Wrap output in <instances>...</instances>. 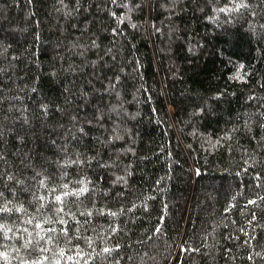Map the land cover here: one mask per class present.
Masks as SVG:
<instances>
[{
	"label": "trees",
	"instance_id": "obj_1",
	"mask_svg": "<svg viewBox=\"0 0 264 264\" xmlns=\"http://www.w3.org/2000/svg\"><path fill=\"white\" fill-rule=\"evenodd\" d=\"M239 2L0 0V192L25 209L0 264H264V0Z\"/></svg>",
	"mask_w": 264,
	"mask_h": 264
},
{
	"label": "snow or ice",
	"instance_id": "obj_2",
	"mask_svg": "<svg viewBox=\"0 0 264 264\" xmlns=\"http://www.w3.org/2000/svg\"><path fill=\"white\" fill-rule=\"evenodd\" d=\"M235 2H236V0H233V3H235ZM246 6L247 5L244 3V0H240V2L238 4H236V8L235 9L222 8V9H220V11H232V10L239 11V9L241 7H246ZM9 179H11V177H9ZM45 179H47V178H45ZM78 183L83 184V181H78ZM39 184H40L41 187H46L45 180H43V179L41 181H39ZM63 188L66 189V191H64V192H62L60 194L55 195L53 197V202L54 203L62 204L64 197H67L69 195H75V196L78 197L79 195H81V194H83L84 192L87 191V187L86 186L85 187H81L78 190L71 191V192L70 191H67L68 184H64L63 185ZM51 191L52 192H55L56 189L53 188ZM13 195H14V193H13ZM3 198H4V193L3 192H0V220L4 219L5 214H9L10 215L14 211L17 212V213H22V212L25 211V209L23 208L22 205H20L18 207L15 206V205H13V207H9V205L12 204V201L11 200H6V199H3ZM38 199L40 201H47L48 197L47 196H44V195H41V196L38 197ZM250 203H253V202L250 201ZM44 206H45L44 203H41L39 205V207L37 208V212H39L41 208H44ZM56 211H57V213L63 212V208L62 207H59V208L56 209ZM111 214L112 215H115V213H111ZM88 215L90 216L91 215V212H89ZM33 219H34V217L33 218H30V219H26L24 221V223H26V224H32ZM49 222H50V219H45V221H44V223H49ZM59 222L60 223H64V221H63L62 218L60 219ZM35 228L41 229V231H45L44 229H42V226H41L40 223H36L35 224ZM11 231H12V229L10 227H8L6 224L0 222V233H3L5 238H8L7 237V234H8V232H11ZM23 231L28 232V229L27 228H24ZM46 231H48V232H55L56 229L50 228V229H47ZM157 231H158V229H157ZM64 234L67 235L66 230H64ZM36 235L39 236L40 239H44V236H42L40 233H36ZM29 236L31 237L32 236V233L29 232ZM52 240H53V238L51 236H49V237H47V240L45 241V243L51 244L52 243ZM31 242H32L31 239H29L28 241H26L25 244H24V247H27L29 244H31ZM37 242H39V241H37ZM40 250H41V252L46 251V249H44V248H41ZM104 251L107 252V251H109V249L105 248ZM58 255L60 257H63L64 256V250L63 249H60ZM0 259L7 260L8 259L7 253L6 252H0ZM68 259H72V257H68ZM34 264H42V262L39 261V260H37V261H34ZM57 264H59V261H57Z\"/></svg>",
	"mask_w": 264,
	"mask_h": 264
}]
</instances>
